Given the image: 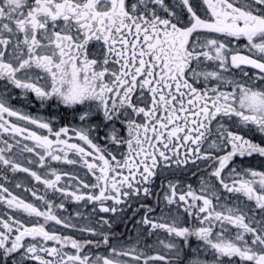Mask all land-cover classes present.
<instances>
[{"label":"snow or ice","instance_id":"6c2138e0","mask_svg":"<svg viewBox=\"0 0 264 264\" xmlns=\"http://www.w3.org/2000/svg\"><path fill=\"white\" fill-rule=\"evenodd\" d=\"M0 264H264V0H0Z\"/></svg>","mask_w":264,"mask_h":264},{"label":"flooded vegetation","instance_id":"af4514ba","mask_svg":"<svg viewBox=\"0 0 264 264\" xmlns=\"http://www.w3.org/2000/svg\"><path fill=\"white\" fill-rule=\"evenodd\" d=\"M129 227H131V225H129ZM123 230V227L121 226L120 229H118V231H122Z\"/></svg>","mask_w":264,"mask_h":264}]
</instances>
